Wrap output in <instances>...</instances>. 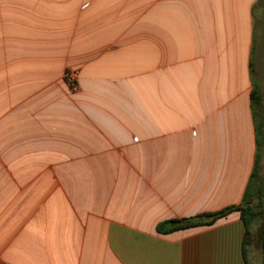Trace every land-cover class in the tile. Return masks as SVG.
Segmentation results:
<instances>
[{
    "label": "crops",
    "instance_id": "obj_1",
    "mask_svg": "<svg viewBox=\"0 0 264 264\" xmlns=\"http://www.w3.org/2000/svg\"><path fill=\"white\" fill-rule=\"evenodd\" d=\"M259 2L0 0V264H258Z\"/></svg>",
    "mask_w": 264,
    "mask_h": 264
},
{
    "label": "trees",
    "instance_id": "obj_2",
    "mask_svg": "<svg viewBox=\"0 0 264 264\" xmlns=\"http://www.w3.org/2000/svg\"><path fill=\"white\" fill-rule=\"evenodd\" d=\"M247 204V200L244 202V205ZM234 210H240L242 211V216L244 217L246 223L248 224V221L245 217L246 212H251L252 217L255 218L258 213L255 212L252 208H241L239 206H230L228 208H225L219 212L211 213V214H205L202 216H199L194 219H185V220H168L166 222H163L158 225V231L162 234H167L172 231L178 230V229H185L195 226H202V225H209L212 224L216 219L226 216L228 213L234 211ZM207 217L208 220H205L204 218ZM262 253H263V264H264V238L262 241Z\"/></svg>",
    "mask_w": 264,
    "mask_h": 264
},
{
    "label": "rangeland",
    "instance_id": "obj_3",
    "mask_svg": "<svg viewBox=\"0 0 264 264\" xmlns=\"http://www.w3.org/2000/svg\"><path fill=\"white\" fill-rule=\"evenodd\" d=\"M257 17L259 20V23L261 27L263 28V38H264V0H260L258 4V11H257ZM262 67L264 69V57L262 60ZM252 209L258 213V215L253 218L252 213L246 212L245 217L248 221V227L252 231L253 223L255 222V233H256V240H257V249L259 256L257 257L258 264H263V253H262V241L264 238V189L262 191V194L259 197L258 203H256ZM258 255V254H257ZM262 257V259H261Z\"/></svg>",
    "mask_w": 264,
    "mask_h": 264
},
{
    "label": "built area",
    "instance_id": "obj_4",
    "mask_svg": "<svg viewBox=\"0 0 264 264\" xmlns=\"http://www.w3.org/2000/svg\"><path fill=\"white\" fill-rule=\"evenodd\" d=\"M64 80L72 91L78 86V72L74 69H68L65 73Z\"/></svg>",
    "mask_w": 264,
    "mask_h": 264
}]
</instances>
